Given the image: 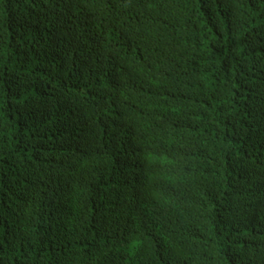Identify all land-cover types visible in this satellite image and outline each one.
Returning a JSON list of instances; mask_svg holds the SVG:
<instances>
[{"label":"trees","instance_id":"obj_1","mask_svg":"<svg viewBox=\"0 0 264 264\" xmlns=\"http://www.w3.org/2000/svg\"><path fill=\"white\" fill-rule=\"evenodd\" d=\"M0 264H264V0H0Z\"/></svg>","mask_w":264,"mask_h":264}]
</instances>
